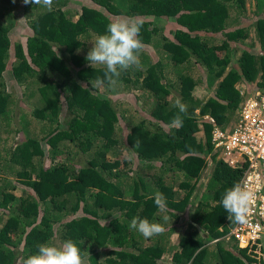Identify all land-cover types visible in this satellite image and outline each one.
<instances>
[{
	"label": "trees",
	"instance_id": "trees-1",
	"mask_svg": "<svg viewBox=\"0 0 264 264\" xmlns=\"http://www.w3.org/2000/svg\"><path fill=\"white\" fill-rule=\"evenodd\" d=\"M4 1L19 12L0 4V264L68 239L87 264H264V240L240 247L226 236L234 223L221 199L242 166L217 157L211 141L214 124L236 115L239 84L264 86V0L248 12L247 0H53L51 11ZM19 18L28 32L12 43ZM124 18L143 21V67L115 91L93 88L104 68L87 53ZM109 91H131L135 102L121 109ZM177 98L187 105L178 130ZM165 214L163 235L128 227L133 217L163 224Z\"/></svg>",
	"mask_w": 264,
	"mask_h": 264
},
{
	"label": "clouds",
	"instance_id": "clouds-1",
	"mask_svg": "<svg viewBox=\"0 0 264 264\" xmlns=\"http://www.w3.org/2000/svg\"><path fill=\"white\" fill-rule=\"evenodd\" d=\"M22 2L24 5H39L48 11H51L53 8V0H22ZM142 24L143 21L138 19H118L110 22L106 27L105 33L96 38L93 47L87 53L86 60L93 68L97 65L103 66L104 71L102 76H97L94 81H90L91 87H107L115 91L120 84V78L123 73L132 69L140 70L143 67L141 55L144 51L145 45L140 35ZM8 70L10 69L4 71L5 76L6 71ZM239 88L241 93H243V100V98L252 91L257 88H264V86L259 87L254 85L248 94H246L247 92L242 91L243 88H241V86H239ZM242 100L236 109V115L231 120L230 124L226 126L227 128L232 127L233 123L238 119ZM174 107L178 109V112L173 117L171 124L178 130L183 126L184 116L187 115V105L184 104L180 98H177ZM205 116L214 124L215 121L213 117L208 114ZM214 126L217 125L214 124ZM213 150L216 152L217 157L223 158L216 151L214 144ZM226 161L230 163L228 160ZM255 199L256 191L253 188L237 182L232 187L225 190L221 203L225 212L228 214L230 222L246 224L251 212V206ZM154 203L161 213H166L168 211V202L163 193L157 191L154 194ZM170 219L171 217L167 214L163 215L164 223L162 224L158 222H150L148 219L133 217L128 227L130 230L137 231L147 239L163 235L167 230L165 224H167ZM213 239L214 238L209 240V242H213ZM229 240L230 242H234L232 238H229ZM235 245L237 244L235 243ZM37 248V252L25 258L23 264H87V256L89 253L87 251L82 252L81 248L78 247L76 242L72 239L64 241L61 246L40 244Z\"/></svg>",
	"mask_w": 264,
	"mask_h": 264
},
{
	"label": "built area",
	"instance_id": "built-area-1",
	"mask_svg": "<svg viewBox=\"0 0 264 264\" xmlns=\"http://www.w3.org/2000/svg\"><path fill=\"white\" fill-rule=\"evenodd\" d=\"M212 141L220 156L242 166L239 183L256 191L248 222L234 223L226 236L238 246L264 240V88L243 98L232 127H213Z\"/></svg>",
	"mask_w": 264,
	"mask_h": 264
},
{
	"label": "rangeland",
	"instance_id": "rangeland-1",
	"mask_svg": "<svg viewBox=\"0 0 264 264\" xmlns=\"http://www.w3.org/2000/svg\"><path fill=\"white\" fill-rule=\"evenodd\" d=\"M74 2L78 3L79 0H75ZM6 3L8 4L9 9H15V12L16 13L19 12V10H17V8L14 7V5H12V4L8 3V2H5V1L2 2V0H0V4H6ZM246 7H247L246 12H248L249 10H251L253 8L252 0H247L246 1ZM245 19H246V17H241L240 18V22L244 21ZM154 23L156 24L157 21L155 20ZM156 26L158 28H160V30L163 32V34L166 37L170 38L172 36L171 29H170V25L167 22L162 23V24H158L157 23ZM27 29L28 28H27V26H26V24H25V22H24V20L22 18H19V21L17 23H15V25L10 26L8 34L10 36V39H11L12 43L14 41H22L24 39V37L26 36L27 32H28ZM250 39H252V41H253V37L250 38ZM247 40H249V39H247ZM11 52H12V49H11ZM153 52H154V50H153ZM6 78H7V81H8V85H9V87L11 89H14L15 92L20 91V90H18V88L16 86V83H15V81H14L12 75H11L10 70L6 71ZM254 85H255V82L254 81H252L248 86H246V84H244V85H242L241 83L239 84V86H241V88H243L242 91L247 92L246 94L250 93V91L252 90V88H253ZM109 94L113 98V100H117V102L121 103V104H119V107L121 109L127 107L126 105H128V103H131L132 104V103L135 102V98L133 97L131 91H126V92H119V91H117V92H113V93H111V91H109ZM200 94H206V92H200ZM124 111H125V109H124ZM21 137L22 136L19 133V135L17 136V138L20 139ZM210 169H211L210 166L207 167V168H205V169H203V171H202L203 175H202L201 182H206L207 178L210 175L209 174ZM201 189H202V185H199L197 187V190L193 193V194H195V195H193L194 196L193 197L194 200L196 199V197L200 193ZM185 215L186 214L182 215L179 218L180 219V222L183 220V218H184ZM184 227H185V222H183V225H182L181 229L184 228ZM58 240L59 239L56 238L57 244L60 243ZM58 245L60 246V244H58Z\"/></svg>",
	"mask_w": 264,
	"mask_h": 264
}]
</instances>
